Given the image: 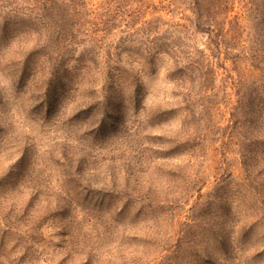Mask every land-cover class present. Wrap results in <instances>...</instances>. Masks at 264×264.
Segmentation results:
<instances>
[{"label":"rangeland","instance_id":"374dc122","mask_svg":"<svg viewBox=\"0 0 264 264\" xmlns=\"http://www.w3.org/2000/svg\"><path fill=\"white\" fill-rule=\"evenodd\" d=\"M160 1L125 4H150V17ZM242 1L220 16L236 50L229 57L248 58L241 68L211 56V74L186 83L167 55L156 56L150 74L129 59L137 44L124 43L117 67L139 76L140 97L119 117L112 108L86 111L91 101L73 92L86 83L80 59L89 42L73 48L60 70L67 82L55 84L57 67L32 57L43 47L21 18L0 32V264H264V97L251 90L264 88V54L249 60L257 35L264 42V23L256 27L260 14ZM30 3L15 1L6 12L22 16ZM102 3L81 0V17L93 18ZM156 14L183 21L174 6ZM185 37L192 49L209 43L204 33ZM92 67L94 86H111ZM62 84L68 95L51 115L46 93ZM188 97L207 106L204 127L188 124ZM192 140L200 146L194 154L182 145Z\"/></svg>","mask_w":264,"mask_h":264},{"label":"trees","instance_id":"16d2710c","mask_svg":"<svg viewBox=\"0 0 264 264\" xmlns=\"http://www.w3.org/2000/svg\"><path fill=\"white\" fill-rule=\"evenodd\" d=\"M15 1L19 0H0V32L6 31L12 24H26L22 28L36 33V43L42 45L43 48L35 47L38 50L32 54V57H36V55L38 59L46 57L44 62L49 60L52 62L45 63L43 66H48V68L57 67L51 73L49 81L54 80L55 84L62 81L67 82V77L60 74V70L66 65L67 58L73 54V48L79 47L84 42L90 43L88 48L92 51L89 53L87 50V53H84L80 59L83 65L86 64V69L82 74L87 76L86 83L82 82L80 89L73 90L81 98L91 101L85 106L82 105V107L87 108L86 111L95 108L108 111L112 108L117 112V114L114 113V116L119 117V115H122L123 108L126 107L125 103L137 106V100L140 97L139 76L134 73L131 67H117L116 59H118L120 52L126 50L124 47L126 42L137 44L135 48H132V55H129V59L132 61L137 59V62L143 61L150 74H154L157 69L156 56L163 54L167 55L169 61L173 64V75L177 76L178 81L186 83L192 82L198 76H209L211 74V70H213V63L210 61L211 56L217 59V57L220 58L224 54L226 61L231 60L232 64H235V67L238 68H241L244 61L248 62V58L241 55L244 52L229 57V52L236 50H232L228 46L232 37L225 35L227 34V31H225L226 23L220 20V16L227 14L236 0H161L158 6L152 7L153 12L150 17L146 15V12L151 9L150 4L140 3L141 5L130 9L125 3L131 0H104L102 4L105 7H101V11L95 10L91 15L93 18L88 17V20L81 17V0H30L31 3L28 6L21 8L24 12H21L22 16L6 12L8 9H12V3ZM242 2H245V6L249 10H252L253 15L260 14L256 27L264 23L261 18V8H264L261 3L264 0H245ZM173 6L181 12L180 20H183L182 22L173 23L164 16L156 14L164 9L167 11ZM172 12L175 11H169V13ZM33 13L34 16H32ZM17 18H21L19 23H23L18 24V22H15ZM228 24L232 28L233 22ZM85 26L88 28H85ZM231 30L228 31L231 32ZM69 31L78 34L81 32V35L84 34V38L78 40L74 34L69 35L68 38L66 35ZM117 31L120 32L121 36L117 38L119 42L115 46L112 40L114 34H116L114 32ZM189 31L192 35L196 31L204 33L208 37L209 43L205 48L210 54H207V51L203 49H192L189 44L190 41L185 37V33L188 34ZM189 36L191 35L189 34ZM241 37L242 35L239 34L238 38L234 36L233 40L240 43ZM260 38L261 36L257 35L255 42L252 43L254 55L249 59L251 61L264 54V42ZM240 45L245 47L243 43ZM115 50L118 51L117 55ZM23 64L26 69V62ZM92 66L97 69L95 75L98 78L103 77V80H106L111 86L104 84L101 87L94 86L97 78L92 76L94 72ZM239 72L241 73L240 70ZM77 73L78 71H75V79L78 78ZM104 75L106 79H104ZM69 89V85L62 84L60 87H54L51 92L47 91L44 106H47L49 114L52 115L55 109L59 107L68 95ZM108 89L110 93H107ZM123 89L133 94L122 93ZM259 89L261 90L258 91ZM251 90L252 92L258 91V94L260 92L259 95L264 97V88L262 89L259 86ZM105 93L109 96L107 98L103 96L105 100L103 103L101 96ZM187 104L186 112L190 120L188 124L191 122V128H194L196 122L204 127L208 120L203 118L205 114H202V111L204 109L208 110L207 106L189 97L187 98ZM197 107L201 109L199 112ZM82 112L84 111L80 113ZM114 116L112 115V117ZM94 123L92 122L90 125H94ZM233 124H235L234 121ZM188 138L190 137L188 136ZM182 145L188 148L189 153L192 152L193 154L200 148L194 141L193 143L189 142V144L183 142ZM184 146H181V152L185 150Z\"/></svg>","mask_w":264,"mask_h":264}]
</instances>
